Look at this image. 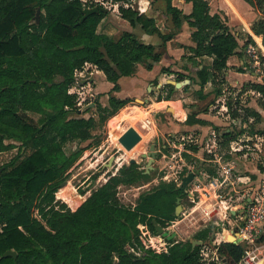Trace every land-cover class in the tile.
Returning <instances> with one entry per match:
<instances>
[{
	"label": "trees",
	"instance_id": "16d2710c",
	"mask_svg": "<svg viewBox=\"0 0 264 264\" xmlns=\"http://www.w3.org/2000/svg\"><path fill=\"white\" fill-rule=\"evenodd\" d=\"M162 1L175 28L182 17L188 19L191 51L212 58L211 79L219 85L215 95H220L228 59L242 54L236 36L218 14L210 12L207 0H189L192 11L187 16L172 0ZM246 1L264 14V0ZM83 6L82 0H0V152L16 145L20 151L29 149L19 162L13 158L0 167V264H238L242 245L226 241L214 246L219 261H201L200 246L211 234L210 226L195 233L193 239L201 244L172 239L163 252L144 247L137 225L146 223L156 233L153 221L164 227L176 218V199L189 197L173 182L159 180L138 194L134 206L124 204L118 197L119 186H140L152 179V172L146 173L136 162L106 174L75 210L55 200V192L84 151L76 147L66 153L64 146L92 140L94 130L129 101L110 94L107 105L94 100L93 107L86 106L85 112L95 109L97 118L93 112L84 116L75 94L68 92L75 71L86 63L94 65L115 91L121 76L132 75L142 62L151 68V62L159 59L151 42L133 32L123 31L117 38L98 32L108 12L91 13L79 22ZM118 11L147 36L158 32L153 19L132 6L119 5ZM252 31L264 35V18ZM170 37L166 34L164 39ZM198 77L203 86L209 72L201 69ZM184 78L179 74L176 81ZM245 88L261 94L264 108V82H248ZM160 91L164 94L156 101L173 98L176 89L166 83ZM226 103L231 111L232 100ZM236 109L231 111L234 117ZM29 113L41 117L35 121ZM185 123L201 122L189 112ZM34 208L39 218L33 215ZM259 240L264 241V230ZM6 250H14L15 258L2 257Z\"/></svg>",
	"mask_w": 264,
	"mask_h": 264
},
{
	"label": "crops",
	"instance_id": "0c3cea01",
	"mask_svg": "<svg viewBox=\"0 0 264 264\" xmlns=\"http://www.w3.org/2000/svg\"><path fill=\"white\" fill-rule=\"evenodd\" d=\"M207 1L210 12L218 14L226 22L231 32L236 36L239 45L243 48L240 56H232L227 61L228 67L224 72V81L220 85V95H215L214 89L219 85L213 84L211 79L212 58L194 56L191 51L194 42L191 39V27L188 19L182 17L180 26L175 28L169 15L165 12V4L162 0L118 1L108 8V14L98 26V32L114 38H117L123 31L136 34L140 27H131L126 20L120 17L118 11L119 5L132 6L140 13L153 19L158 32L147 36L140 28L142 31L141 38L151 42L154 51L159 54V59L151 62V68H147L145 62H142L137 65V69L132 75L121 76L117 80L119 88L115 91H112L114 84L106 80L102 71L94 65L86 63L82 67L84 69L82 94L84 98L92 95L94 100L99 98L107 100L111 94L119 99H129L128 102H130L133 100L132 98L138 100V96L142 95L144 90L149 92L150 84L154 79L158 80L157 87L161 88L166 83L172 84L171 81L178 82L176 77L179 74L184 75L185 78L182 81L185 82L175 88L176 92L173 98L152 102L155 105L165 103L163 108L169 110L171 116L176 119V123L170 127L172 132L163 130L160 137L165 138L172 135L174 137L179 136L181 139L189 138L193 144L190 147L184 143L178 146L182 155H190L192 159L196 157L197 163L195 160L185 163L181 157L185 170L182 172L180 184L176 185L181 186L183 177L193 172V178L185 187L190 188L195 179L202 174L219 176L221 173L219 161H222L223 164H232L233 173H236L233 179L239 182L237 188L240 190V194L236 197H240V210L237 209L236 214L238 215L240 212V217H243L246 204L251 201L252 195L255 192L262 194L264 191V108L260 105L261 94L254 89L245 88L248 82H264V66L262 65L261 69L258 70L252 64H248V58L244 54L245 47L252 44L260 60H264V35L255 34L252 31V26L263 19L264 14L246 0ZM172 4L181 11L182 16H187L192 11V3L189 0H172ZM166 34H171V37L164 39ZM249 38H251V42L248 41ZM237 64L240 65V70H234L230 67ZM261 64H264V61ZM201 69L209 72V80L203 86L200 85L198 77V71ZM225 83L232 87H238L240 83V89L237 90L239 97L235 100L238 115L235 117L231 115L233 108L229 111L227 101L222 100L227 89ZM199 92L202 96L198 94ZM178 94L181 96H177ZM186 99L189 102H186ZM142 103L140 101V104ZM171 103L173 104L172 107L169 106ZM91 105L94 106V102ZM102 106L105 104L102 103ZM189 112H192L201 123L186 124L185 120ZM146 120L150 121L148 125L145 124ZM142 127L151 131L147 132L148 135L145 136L142 130L136 127L142 137L141 140L144 137L150 139L157 136L155 123L149 117H143ZM176 133L179 135L175 136ZM226 138L229 140L226 141ZM229 144L230 151H228ZM200 152H203L206 157L199 156ZM227 154L232 156L228 158ZM84 157L82 156L80 160ZM101 179L104 177L101 178L99 175L96 181L100 182ZM157 180L170 182L167 172L161 173ZM85 198L86 196H83L80 203L72 209L75 210ZM219 242L216 240L215 245Z\"/></svg>",
	"mask_w": 264,
	"mask_h": 264
},
{
	"label": "rangeland",
	"instance_id": "374dc122",
	"mask_svg": "<svg viewBox=\"0 0 264 264\" xmlns=\"http://www.w3.org/2000/svg\"><path fill=\"white\" fill-rule=\"evenodd\" d=\"M109 1L110 0H102L106 6H109ZM82 2L84 5L83 8L100 5L96 0H82ZM100 6L108 8L104 5ZM137 31L138 32L136 33V36L141 38V29L138 28ZM262 65L264 66V64H261V66ZM230 67L234 68V70H240V65L238 64ZM79 81L81 84H84L82 78H79ZM157 82L158 80L154 79L152 84H150L149 92L144 90L142 95L138 96V100L132 98L133 100L128 102L114 116L110 117L103 125L97 127L94 130V138L92 140H88L83 143L74 141L72 143H67L64 146V151L66 153H69L76 147L83 148L84 152L82 153L81 157H85L82 160H80V157L70 168L67 180L63 182L55 192V200H57L59 203L63 202L68 208L73 210L72 208H75L80 203V200H82L81 198L83 196L89 195L87 194L90 192L89 189L96 187L99 184V182L96 181V178H93L95 173H100L101 178L102 176L105 177V175L109 173H118L121 167L125 164H128L129 160L132 158L136 160L140 169L145 170L147 159L142 158L141 154L146 153L149 150V145L152 143L156 144L155 149L157 152L156 159L152 163L153 168L149 171L152 172V179L140 186H119L118 197L121 202L134 206V204H136L138 194L141 191L146 190L152 185L156 184L158 182V177L163 172H167L170 182H173L177 185L180 184L182 172L185 170V167L183 166L184 163L182 164L183 160H181L180 157L184 159L185 163L194 160L197 163V159L196 157H194L195 159L190 158V155H182L178 150V146L182 143L188 147L192 146L193 144L189 141V139H181V137L178 136V133L175 134V136L177 135L178 137H174L172 135H168L165 138L160 137L163 130H165V132H172L170 131V127L176 123V119L171 116L169 110H165L163 108L165 103L157 105L152 103L156 101L158 95L164 94V92L160 91V88L157 87ZM225 85L227 89L224 92V98L222 100H232V108L235 110V100L237 97H239L237 90L240 89V83L238 84V87H232L228 85V83H225ZM102 87L104 88L105 86L103 85ZM177 96L180 97L181 94H178ZM96 100H98L99 104L101 105L102 103L105 105L108 104V99L102 100L99 98ZM139 100L143 103L140 104ZM186 100V102H189L188 99ZM75 101L77 102L76 98ZM149 104L150 106H148ZM86 106L87 105L83 104L80 108L83 110L84 116H89L91 113L89 110L88 112H85ZM91 106L92 105H90V107ZM169 106L172 107L173 104L171 103ZM94 111L95 109L92 110L93 113H95ZM29 114L35 121H38V119L41 117L40 114ZM145 116L154 121L157 136H153L150 139L144 137L130 151L125 150L118 142V137L122 132H124L126 128L129 126H133L134 128L138 127L140 130H142L145 136L148 135L147 132L151 131L146 127H142V119ZM169 116L171 117L169 118ZM95 117L97 118L96 113ZM16 144L18 143L16 142ZM224 145H222V147H224ZM228 146L230 147V144ZM230 150L231 147L228 149V151ZM28 153L29 149L20 151L17 145L11 150L0 152V167L8 163L13 158H16V162H19ZM199 156L206 157L203 152H200ZM227 156L229 158L232 155L227 154ZM195 162H193V164L196 166ZM235 174L236 173L234 172L233 177H235ZM64 192L70 196H62ZM237 195V192L231 191L233 201ZM229 203L234 204L235 201L234 203L229 201ZM180 204L182 206L181 211L176 215L174 209L176 218L171 221L167 220L164 229L169 233L175 232V236L172 238L173 240L185 241L194 240L193 238L197 231L205 228L206 226H210L211 234L209 235L208 239L204 241L203 244L200 242L201 246L199 252L201 259L204 260V262H210L213 260V258H215L214 245L216 244V240L220 241L219 243L223 241L230 242L232 239L237 240L234 235V238H229V236L232 235L230 232L232 227V217H228L223 220H218L215 217L209 218L199 209H195V211H193L191 209L193 203L189 200H180ZM33 215L39 218V213L36 208L33 209ZM238 215H240V212Z\"/></svg>",
	"mask_w": 264,
	"mask_h": 264
},
{
	"label": "built area",
	"instance_id": "2783aa9c",
	"mask_svg": "<svg viewBox=\"0 0 264 264\" xmlns=\"http://www.w3.org/2000/svg\"><path fill=\"white\" fill-rule=\"evenodd\" d=\"M100 5H104L102 0H96ZM111 0L109 6L115 5ZM244 54L247 56L248 64H252L258 70L261 69V60L252 44L245 47ZM84 75V69L81 68L75 71V83L68 89V92L76 95V104L81 107L83 104H93V96L88 98L83 97L84 85L81 84L79 78ZM149 120L145 124L148 125ZM189 139V138H183ZM190 141V139H189ZM181 158V157H180ZM221 173L219 176H208L202 174L195 179L190 188H185L184 191L189 196V201L193 203L192 210H201L203 214L209 218L215 217L218 220H223L232 217L231 234L237 239L235 244H241L243 253L238 261V264H264V241H260V235L264 230V191L262 194L255 192L251 201L246 204L243 217L236 214L237 209L240 210V197L232 200L231 191L240 194L237 185L239 182L233 179V165L229 163L223 164L219 161ZM232 201L234 204H230ZM237 206V208H236ZM239 206V207H238ZM138 238L146 248H151L156 252L166 251L170 245L168 239L162 234L153 233L146 223H139ZM234 243V242H233ZM213 260L219 261L215 253ZM202 262L204 260L201 259ZM208 263V262H205Z\"/></svg>",
	"mask_w": 264,
	"mask_h": 264
},
{
	"label": "water",
	"instance_id": "95a60500",
	"mask_svg": "<svg viewBox=\"0 0 264 264\" xmlns=\"http://www.w3.org/2000/svg\"><path fill=\"white\" fill-rule=\"evenodd\" d=\"M104 12L106 13L108 11V8L105 7H98V6H93V7H84L82 8V13L83 15L81 16L79 22H81L82 20H84L89 14L94 13V12ZM39 14H40V9L37 8L34 18L36 21H38L39 19ZM185 81H179V82H174L171 81V83L175 86V88L181 86L182 84H184ZM141 135L140 133L136 130V128H134L133 126H129L128 128H126L124 130V132H122L120 134V136L118 137V142L123 146V148L127 151H130L140 140H141ZM157 156V152L155 149V144L152 143L149 146V150L146 153H143L141 155L142 158H147V163H146V170L145 172L148 173L150 169H152V163L154 162V160L156 159ZM136 162L135 159H130L129 163H133ZM193 178V172L188 173L186 176L183 177L182 180V185L180 186V188L184 191V188L186 187V185L191 181V179ZM180 198L176 199V207H175V214H179V212L182 209V206L180 204ZM154 226L156 228V232L159 234H162L164 237H166V239L171 240L174 236H175V232H171L169 233L167 230L164 229V227H162L160 224L156 223L155 221H153ZM229 238H234L233 235L229 236ZM192 245L200 244L201 241L199 240H191ZM230 242H234L236 243L237 240L232 239ZM6 256H12L15 258L16 256V252L14 250H6L3 254L2 257H6Z\"/></svg>",
	"mask_w": 264,
	"mask_h": 264
},
{
	"label": "bare ground",
	"instance_id": "6f19581e",
	"mask_svg": "<svg viewBox=\"0 0 264 264\" xmlns=\"http://www.w3.org/2000/svg\"><path fill=\"white\" fill-rule=\"evenodd\" d=\"M139 132V131H138ZM62 196H64V197H69L70 195L69 194H65V192H64V194L62 195ZM70 199V198H69Z\"/></svg>",
	"mask_w": 264,
	"mask_h": 264
}]
</instances>
